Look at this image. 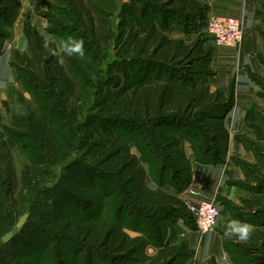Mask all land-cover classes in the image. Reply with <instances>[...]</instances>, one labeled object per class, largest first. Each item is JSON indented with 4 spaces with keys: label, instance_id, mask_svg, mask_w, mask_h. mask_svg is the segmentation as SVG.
Listing matches in <instances>:
<instances>
[{
    "label": "trees",
    "instance_id": "trees-1",
    "mask_svg": "<svg viewBox=\"0 0 264 264\" xmlns=\"http://www.w3.org/2000/svg\"><path fill=\"white\" fill-rule=\"evenodd\" d=\"M50 1L44 0L47 10L40 12L47 20L43 33L29 20L23 21L26 50L14 51L11 62L16 81L21 86L15 94L28 104V109L22 113L9 111L8 124L0 127V181L8 186L6 195L10 210L15 213L26 206L32 213L33 198L43 193L38 187L41 177L46 173L57 176L54 168L63 166V171L68 167L64 165L71 162L67 156L79 145L77 130L72 126L85 125L79 119L83 115L82 108L94 104L87 87H94L102 69V56L107 53L110 38L108 13L118 6L115 0ZM18 6V0H0V54L10 35ZM129 8L133 22H123L128 27L126 43L116 61L121 65H139L136 81L128 83L127 80L125 88L131 86L115 92L113 101L101 110L100 120L106 123L101 126L104 134L92 143L96 150L91 161L86 162L89 164L72 162L80 164L86 172L101 168L106 173H97L101 182H93L84 171H80L84 176L81 179L77 177L79 172L72 169V180L64 174L57 178L49 196L42 199L45 207L35 209L31 214L46 219L50 228L42 232L54 241L51 253L46 242L36 249L38 259L40 256V261H34L36 264H64L65 243L76 246L77 253L102 249L108 254L110 264L118 261L186 264L193 256L186 242L171 244V239L165 237L166 226H154L155 235L137 227L144 220L149 223L152 220L167 221L166 218L174 214L191 218L179 197L191 175V162L183 141L189 143L197 162L216 164L224 161L229 134L223 118L233 106L234 87L231 83L226 92H210L207 86L210 72L205 68L210 52L202 48L200 41L188 43L185 38H171L164 32L172 23L186 32L191 20L201 19L204 12H208L207 5L197 0H131ZM258 12L264 14V3ZM124 13L123 10L126 18ZM259 33L264 39V30L259 29ZM52 36L60 39V48ZM69 37L83 40L82 57L62 51ZM259 60L264 65V58L259 56ZM184 62L186 65L182 66ZM174 65L179 69L172 70ZM150 68L156 70L154 76L148 73ZM123 76L129 79L127 74ZM249 77L264 90V79L250 71ZM24 92L29 94V99L24 97ZM260 96L264 98L263 93ZM262 120L264 123V117ZM113 123L122 127L111 130L107 124ZM261 126L258 123L250 125L257 139L264 133ZM129 131L137 133L138 137ZM6 138L14 142L15 148L23 152L27 160L19 172L15 195L11 192L12 187L17 186L14 156ZM243 144L254 152L256 163L249 164L239 158L234 161L243 169L245 177L255 182L254 190L259 192L258 189H264V147L256 140L244 139ZM108 183L112 186H107ZM88 188L94 189L96 195L87 193ZM93 200H98L104 211L96 219L87 221L66 212L69 203L77 207L82 201L91 205ZM222 202L232 206L225 199ZM242 203L250 212L264 210V199L258 197L242 200ZM126 216L129 222L123 224L122 219ZM192 226L194 228V224ZM122 227L138 230L140 235L130 236ZM9 229L8 215H0V237ZM253 237V242L264 245L259 240V237L264 238V232L256 231ZM151 240L156 243H153L155 250L151 255L145 254ZM223 247L228 249L224 238ZM2 255L12 254L2 252ZM251 261L247 258V264H253ZM9 263V260L3 262ZM207 264L217 263L210 258Z\"/></svg>",
    "mask_w": 264,
    "mask_h": 264
},
{
    "label": "rangeland",
    "instance_id": "rangeland-1",
    "mask_svg": "<svg viewBox=\"0 0 264 264\" xmlns=\"http://www.w3.org/2000/svg\"><path fill=\"white\" fill-rule=\"evenodd\" d=\"M130 1L131 0H115L116 4L118 5L117 8L108 13L110 16V20H111V25H110L111 28H110V38L108 41V47L106 49L107 53H105L106 54L105 56H102L103 57V63L101 65L102 69L98 73L96 82L93 84L94 87L92 86L87 87V88H90L89 91L91 92V96L93 97L94 104L91 106L87 105V107L89 108L83 106L84 108H87L86 110L82 108L83 115H81L79 119L81 121V124H85V125H77V127L72 126L73 129L77 130L76 138L79 141V145L76 148L72 149L70 151V155L67 156V160H71V162L70 164L68 165L66 164L64 166H68V167H66L63 171H62L63 166L55 167L54 170L56 171L57 176H53L52 174L46 173L41 177V182L39 183L38 187L39 189L42 190L43 193L33 198V200L35 201V206H34V210H32V213L35 212V209L38 210L40 208L45 207L42 199L46 196L47 197L49 196L54 182L57 180V178L61 174L66 175V178L68 180H72L73 171L75 170L76 172H79L77 177L84 179L83 172H80V171L86 172L87 170L85 171V169L82 168L80 164H75V163L73 164L72 162L81 161V162L86 163V162H89V160L91 161V159L93 158V156L91 155L93 154L94 150H96V146H93L92 143H94L95 141H99V136L104 134L102 132L103 130H101L102 129L101 126H105L106 124L102 120H100L101 115H102L101 110H103L105 105L108 106L109 103L113 101L115 92H120L127 86L126 85L127 80H128V83L136 81V74L138 73L137 71L139 70L138 69L139 65H135V64L130 65V66L121 65V63L116 61L118 57L120 56V53L123 52V47H125L124 43H126L125 40H126V32L128 30V27L126 24H123V22H128V21L133 22L132 15L130 14L131 8H129ZM123 4L125 5L122 6ZM135 4H136L135 7L139 8V4L138 3H135ZM201 4L206 6V4L203 2H201ZM123 10L126 13V18L123 17V14H122ZM148 13L152 14L151 11H148ZM128 14H130L131 17ZM207 16H208V12L206 13L204 12L201 19L195 18L191 20L190 24H187L186 32L184 31L185 33L184 38L188 43L200 41L201 42L200 45L202 46V48L210 52L207 57L208 61H206L205 63V68L208 72H210V75L208 76L209 83L207 82V86L213 90V88H215V86H217L218 84V83L216 84L215 81L213 82V76L215 75L216 70L217 72L218 71L222 72L224 70L223 66L226 69L225 67L226 64L225 62L220 63V61L217 58L214 59V57L216 56L214 52L218 48L212 47L211 42L204 30V24L206 22ZM178 17L179 19L182 18L181 16H178ZM69 39L70 37L68 38V40ZM57 45L59 48L61 47V43L58 40H57ZM21 52H24V51H21ZM124 55L128 56L130 54H124ZM114 61H116L117 64L114 63ZM177 64H180V63H177ZM185 65L186 63L184 62L182 66H185ZM178 69L179 68L177 65L172 66V70H178ZM148 71H149L148 73L151 76H154V74H156V70L154 68H150L148 69ZM247 73H249L248 70H247ZM123 74L125 75L127 74L129 76V79L125 78ZM261 78L264 79L263 77ZM130 86L131 85H129L125 89H128ZM16 90H17V87L10 89L9 91L10 96H8L5 101V103L7 104L5 108L8 112V118L6 122L7 121L9 122V113H10L9 111L16 112V113H22L28 109V104H25L21 100H19V98L15 94ZM216 90H219V88H216ZM260 93L264 94V90L262 89ZM23 95L26 99H29L28 95L26 94H23ZM261 100L264 105V98H261ZM87 103L88 102H86V104ZM5 116H6V113H5ZM263 117H264V106L260 108L254 107V106L249 107V112H248V117H247V123H248L249 129L252 130L250 125L256 124V123H258L259 125H262L261 129H263L264 128V123L262 120ZM107 125L111 127V130H117L120 127H122L119 123H113L112 125H109V124ZM1 126L2 125H0V127ZM123 126L125 127L127 125H123ZM129 130H132V127ZM252 132L254 134L253 138H250L249 136L243 133L236 135V138L240 139L242 143L244 139L256 140L257 143H259L261 146L264 147V133H261L260 134L261 138L257 139L254 131ZM131 134H133L135 137H138L137 133L135 132H132ZM6 142H7L8 147L13 152L12 154L14 156V166H15L16 185H17V178H18L19 172L23 164L27 162L26 156L23 152H20L18 149L15 148L14 142L11 141L9 138H6ZM183 143L186 144L188 142L183 141ZM190 149L186 147V151L187 150L190 151L189 155H191L193 159L194 154L192 150ZM133 152H135V150ZM74 160H79V161H74ZM86 164H89V163H86ZM75 165L77 166L75 167ZM71 169L73 171H71ZM86 173H88L87 175H89L88 178L91 177V179L94 180L93 182H101L100 174H97V173L105 174L106 170L101 169V168L100 169L91 168L90 171ZM247 184L248 183L241 184V186L246 187V188L247 186L250 187V185H247ZM107 186L109 187L112 186V183H108ZM7 188L8 186H6L2 181H0V215H5V214L6 216L8 215V222L10 224L9 231L14 227L18 218L22 214L27 213L28 215L25 220V223L19 229L17 234L9 242L5 243L7 244L6 247L2 246V244L4 243L2 242V239H1L2 237H0V264H3L4 260H9L10 261L9 264H36L34 263V261H37V260L40 261V256L38 259V256L36 255V249L41 248L44 242H46L45 244L48 243L50 246L49 253H51L54 249L53 248L54 241L52 240L51 236L49 235L47 236L46 234H44L46 232H42L43 229L44 231L45 230L49 231L50 225L46 224V221H45L46 219L45 220L41 219L40 216H33V215L31 216L32 214L30 213L31 210L27 206L25 207L23 211L21 210L19 213L12 212L10 210L11 208L10 201L6 195ZM251 188L253 189V192H257V191H254L253 187ZM17 189H18V185L16 186V188L15 186L12 187L11 192H13L15 195ZM258 191H259V194L264 193V189H258ZM88 192H91L93 196L96 195V191L92 188H88L87 193ZM179 197H181V195H179ZM260 199H264V196ZM98 200H93L91 205H87L85 201H82L80 204H78L77 207H75L73 203H69L66 207L67 208L66 212H68L71 215V217H77L79 219L81 218L87 221L96 219L98 216H101L100 215L101 213L102 214L104 213L103 209L101 208L102 205L99 203ZM242 204L243 203H241L240 201L236 204H232V206L231 205L226 206L225 204L224 205L216 204L221 209L222 213H221V216L217 220L216 226L212 230H216V229L220 230L222 238H224V240L226 239V242L228 243V247H227L228 249L226 250L227 251L226 261H228L229 264H247V258L249 260L252 259L251 262H253V264H264V245H261L259 242H253V240L255 239L253 235L256 231L264 232V210L263 211L260 210L259 212L257 211L250 212L246 207L242 206ZM123 212L124 214L126 213V211H123ZM141 219L143 220V218ZM166 219L167 221L152 220V223L146 222L144 220L142 221L143 223L141 225H138L137 229L144 228L150 234L155 235L156 231L154 229V226L162 224L167 227L166 229L167 235H165V237L170 238L171 244H172L175 242V239H176L175 237L181 240L182 236L178 232L179 228H184V229L188 228V230L193 228L192 225L194 223L191 220V218H183L179 214H174L169 219L168 218ZM234 219L239 220L243 223H247L248 225L251 226V232L246 242H239L235 237H229L225 235L226 225L228 224V222ZM126 222H129V219L127 216L123 217L122 219L123 224H125ZM122 230L126 231L127 234H129L130 236L140 235V231L138 230L134 231L126 227H122ZM42 236H45L46 238H43ZM259 240H261L264 243V238L262 239L259 237ZM163 242H165V239ZM153 243L156 244L154 240H151L150 245H148L146 249L151 248L154 251L155 246L153 245ZM75 248L76 246L71 245L70 243H65V253H64V256L62 257V260H64L65 262L64 264H110V259L106 257L108 256V254H106V252L102 249H99L98 251H92V253H88L87 251H84L82 253H77L76 251L77 249ZM2 252H7L8 254H12V255L10 256L2 255ZM43 252L47 253V251H43ZM144 253L146 254V250ZM52 257L54 261L55 256L52 255ZM192 260L193 262L198 264L195 261V255L192 257ZM117 264H133V263L126 262V261H122V262L118 261Z\"/></svg>",
    "mask_w": 264,
    "mask_h": 264
},
{
    "label": "crops",
    "instance_id": "crops-1",
    "mask_svg": "<svg viewBox=\"0 0 264 264\" xmlns=\"http://www.w3.org/2000/svg\"><path fill=\"white\" fill-rule=\"evenodd\" d=\"M197 1L207 5L208 14L236 17L240 22L242 40L237 49L218 48L215 50L214 59L217 58L220 63L225 62L226 69L223 66L222 72L216 70L213 82L218 84L213 90L208 87L210 92L216 88L225 92L231 83L234 87L233 106L223 118L224 126L229 134L224 161L216 164L197 162L194 157L192 159L189 155L190 151H186V147L191 148L189 143L184 144L185 152L191 162V175L186 188L179 195H181V199L185 197L192 203L212 201L220 205H224L221 203L222 199L231 204H236L239 201L242 203V200L261 198L263 197L262 194L253 192L251 189V187L255 188V182L247 180L243 169L234 161V158L251 164H255L257 161L254 152L246 148L241 140L236 138V135L243 133L250 138L254 137L253 130L249 129L247 123L249 107L260 108L264 106L261 100L263 97L260 96L261 87L247 73L248 70L264 78V65L259 60V56L264 57V39L259 33V29L264 30V14L258 12L264 0ZM18 2L17 16L10 29V35L3 44V47L5 44H10V48L3 49L0 54V125L8 122H6L8 112L5 108V101L10 96V89L17 87L21 90L20 84L16 81L11 62L14 51L26 50L27 44L22 32V23L24 20H29L41 33L44 32L47 25L46 18L40 15L41 11L47 9L44 0H18ZM164 32L171 38H184L185 34L176 24L169 25ZM55 38L60 42L59 38L51 37L57 44ZM23 94L29 96L27 92ZM239 183H248L247 185L250 187H243ZM178 232L182 236H180L181 240L175 237V242L172 244H177L180 241L186 242L188 248L193 251V256L195 255V261L198 264H207L210 258H213L217 264H229L226 261L227 251L223 247L220 230L216 229L199 234L194 228L190 230L179 228ZM192 257L186 260V264H196Z\"/></svg>",
    "mask_w": 264,
    "mask_h": 264
},
{
    "label": "built area",
    "instance_id": "built-area-1",
    "mask_svg": "<svg viewBox=\"0 0 264 264\" xmlns=\"http://www.w3.org/2000/svg\"><path fill=\"white\" fill-rule=\"evenodd\" d=\"M204 30L213 48L237 49L242 40L240 22L232 15L208 14ZM5 48H10V44H5ZM181 200L191 215L197 233L204 234L216 226L222 212L214 202L192 203L185 197Z\"/></svg>",
    "mask_w": 264,
    "mask_h": 264
},
{
    "label": "clouds",
    "instance_id": "clouds-1",
    "mask_svg": "<svg viewBox=\"0 0 264 264\" xmlns=\"http://www.w3.org/2000/svg\"><path fill=\"white\" fill-rule=\"evenodd\" d=\"M62 51L67 55L76 54L80 57L84 55V42L82 39H69L63 45ZM251 232V226L247 223H243L239 220H232L228 222L225 227V235L229 237H235L239 242H246ZM146 254H153L151 248L146 249Z\"/></svg>",
    "mask_w": 264,
    "mask_h": 264
},
{
    "label": "water",
    "instance_id": "water-1",
    "mask_svg": "<svg viewBox=\"0 0 264 264\" xmlns=\"http://www.w3.org/2000/svg\"><path fill=\"white\" fill-rule=\"evenodd\" d=\"M27 213H24L22 214L17 222L15 223L14 227L7 233H5L3 236H2V242L3 243H6L8 241H10L16 234L17 232L19 231V229L23 226V224L25 223V220L27 218Z\"/></svg>",
    "mask_w": 264,
    "mask_h": 264
}]
</instances>
